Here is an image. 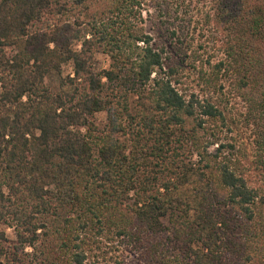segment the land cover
Returning <instances> with one entry per match:
<instances>
[{
  "label": "trees",
  "instance_id": "trees-1",
  "mask_svg": "<svg viewBox=\"0 0 264 264\" xmlns=\"http://www.w3.org/2000/svg\"><path fill=\"white\" fill-rule=\"evenodd\" d=\"M146 1L0 0V264H86L113 243L140 264H264V0H203L222 58L202 91L229 79L254 169L208 132L225 125L212 98L177 88Z\"/></svg>",
  "mask_w": 264,
  "mask_h": 264
},
{
  "label": "rangeland",
  "instance_id": "rangeland-1",
  "mask_svg": "<svg viewBox=\"0 0 264 264\" xmlns=\"http://www.w3.org/2000/svg\"><path fill=\"white\" fill-rule=\"evenodd\" d=\"M142 10V26L151 38V44L164 48V57L169 66L176 67L180 72V83L177 88L181 93H193L202 98H212L224 116L225 125L220 122H209L208 132L217 134L224 144L235 145L233 157L241 163L257 167L255 163L256 146L253 143L251 128L244 120V105L231 91L227 77H220L221 82L215 92L202 91V74L212 72L222 55L218 52L219 35L215 33L206 19L207 4L203 0H147ZM79 44L75 43V49ZM95 68H108L109 58L96 54ZM182 68V69H181ZM184 68V69H183ZM72 72L71 63H64L60 72H51L45 78V84L52 92H56L60 78ZM96 121L103 123L106 113L96 114ZM214 147L208 152L213 153ZM196 160V157L194 158ZM257 176L258 171L252 170ZM256 178V177H255ZM261 177L256 178L260 183ZM6 235L13 238L12 229L2 227ZM86 264H140L138 256L119 243L102 245V249L92 252Z\"/></svg>",
  "mask_w": 264,
  "mask_h": 264
}]
</instances>
